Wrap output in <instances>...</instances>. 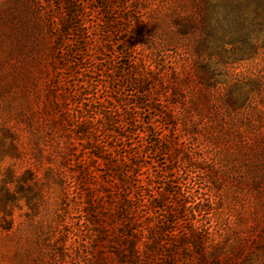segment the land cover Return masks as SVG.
I'll list each match as a JSON object with an SVG mask.
<instances>
[{"label": "rangeland", "instance_id": "374dc122", "mask_svg": "<svg viewBox=\"0 0 264 264\" xmlns=\"http://www.w3.org/2000/svg\"><path fill=\"white\" fill-rule=\"evenodd\" d=\"M244 1L198 52L191 0H0V264H264V0Z\"/></svg>", "mask_w": 264, "mask_h": 264}, {"label": "trees", "instance_id": "16d2710c", "mask_svg": "<svg viewBox=\"0 0 264 264\" xmlns=\"http://www.w3.org/2000/svg\"><path fill=\"white\" fill-rule=\"evenodd\" d=\"M192 5L195 8L194 13L189 15L186 19L180 20L178 22L179 28L181 29V34L189 35L195 34L198 35L197 44L198 52L203 51L208 47V44L214 45L218 42L217 33L219 29H224L232 23H237L244 27L247 19V11L244 8L247 7L246 1L242 5H235L234 0H191ZM264 2L260 3L257 7L259 11H262ZM248 8V7H247ZM236 10V13H234ZM257 11V10H256ZM236 17V18H234ZM236 20V21H235ZM227 31V30H226ZM197 33V34H196ZM223 41V40H222ZM225 42H222L223 48L224 45H227ZM245 44V42H243ZM204 69L210 75L211 68L208 67V64L204 66ZM210 76L207 78L206 82H210ZM178 83L172 87V92L174 95H179V85ZM196 102L193 103L192 109H194ZM119 125V124H118ZM96 159L99 163L102 158L96 156ZM96 172L93 173L95 175ZM124 201L130 203L132 201L131 196L128 194L125 195ZM137 233V230L134 229ZM135 252L138 251L137 247H133Z\"/></svg>", "mask_w": 264, "mask_h": 264}]
</instances>
